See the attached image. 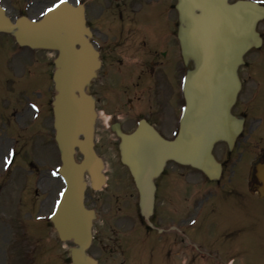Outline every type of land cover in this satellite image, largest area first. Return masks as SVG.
Wrapping results in <instances>:
<instances>
[{"label": "flooded vegetation", "instance_id": "af4514ba", "mask_svg": "<svg viewBox=\"0 0 264 264\" xmlns=\"http://www.w3.org/2000/svg\"><path fill=\"white\" fill-rule=\"evenodd\" d=\"M83 1L87 23L92 31L91 40L100 60L96 77L89 86L97 110L96 148L102 155L109 154L108 158L112 160L107 170L111 176L106 186L110 195L105 198L109 203L104 215H100V220L107 218L110 221L108 214L114 210L115 216L111 215V218H117L114 224L117 230L125 226L133 228L132 232L119 238L115 237L120 234L119 231L108 232L101 242L103 246H107L105 240L118 242L120 247L125 246L132 256L131 264H142L140 256L146 253L147 247L162 256L160 263L151 264H175L176 255L179 254V231L175 226L180 224V219L175 206L171 208L169 199L161 195V189L165 181L168 186H172L175 178L180 176V166L169 161L162 174L156 178V208L152 221L162 237L145 236L135 227L138 189L130 169L121 159L120 133H131L142 121L152 125L163 136H172L179 127L182 53L178 0ZM259 30L261 47L253 48L239 68L242 88L233 112L244 119L246 131L237 143L238 152L252 142L257 150L255 160L264 161V19L260 22ZM0 48L4 49L0 75L15 76L21 66L28 70L31 65L34 71V75L20 83L18 88L12 89L14 81L7 79L10 90L7 99H12L17 119L28 126H53L52 88L42 87L39 82L38 77L45 78V75L33 63L38 61L34 56L36 51L11 45L3 37L0 38ZM30 103L34 104L36 112L27 106ZM1 109L0 116H4L6 110ZM236 175L237 171L230 167L229 160L224 161L223 196L230 192L237 194V198L242 195L236 184H233ZM256 184L258 181L255 176L248 178V189L253 194ZM163 200L165 204L161 205ZM142 219L147 221L145 217ZM167 221H172L173 227L169 228L171 232L165 233ZM114 225L108 223L110 228H114ZM26 240L24 238L16 242L17 264H68L66 249L61 252L60 249L48 253L45 251L36 257V250L43 243H26ZM54 243L58 244V241H51L50 244ZM4 264H10L9 260Z\"/></svg>", "mask_w": 264, "mask_h": 264}, {"label": "water", "instance_id": "95a60500", "mask_svg": "<svg viewBox=\"0 0 264 264\" xmlns=\"http://www.w3.org/2000/svg\"><path fill=\"white\" fill-rule=\"evenodd\" d=\"M178 9L182 53L186 61H194L185 81L186 108L179 135L168 141L146 127L129 138L123 137V160L134 173L146 216L153 210V177L167 159L199 167L211 178L220 175L221 165L212 148L221 139L233 145L242 129V122L231 113L240 89L237 70L244 53L259 40L256 24L264 15V7L249 0H179ZM85 21L84 8L67 1L39 22L23 17L14 24L0 7V30L17 27L20 43L60 51L54 75L58 90L56 140L66 189L52 220L62 239H74L78 244L72 249L73 263L97 264L85 255L92 239L93 210L84 205V173H89L94 188L100 187L103 163L93 141L96 112L94 100L85 90L99 61ZM76 146L83 154L80 163L74 159ZM258 171L264 193V166L259 165Z\"/></svg>", "mask_w": 264, "mask_h": 264}, {"label": "rangeland", "instance_id": "374dc122", "mask_svg": "<svg viewBox=\"0 0 264 264\" xmlns=\"http://www.w3.org/2000/svg\"><path fill=\"white\" fill-rule=\"evenodd\" d=\"M57 1L38 0L34 7L27 8L24 13L19 11L24 7V0H0V4H4L8 8L9 14L14 19L22 14L38 18L40 17L38 12L42 7H48ZM257 1L264 2V0ZM18 4L19 10L15 9ZM3 54L4 49L0 48V67L3 65ZM51 55L53 53H43L39 54L38 58L42 60V58ZM41 70L48 73L50 68L43 67ZM38 78L42 87L49 88L46 78ZM3 95H0V98ZM0 104L5 110L13 106L12 102L8 103L6 100H0ZM3 118H0V145L1 143L5 144L7 150L13 145V140H6V136L16 133V130L11 128L9 120L2 121ZM47 131H51V129H46L42 135L35 138L34 146L32 145L33 138H28L25 134L18 135V145L16 144L15 147L19 152L15 164L9 169L3 167L4 163L0 155V264H4L7 260L10 264H17L15 259L18 253L16 246L19 233L17 223L29 230L33 227L34 236L38 239L42 238L46 231H49V225L46 222L47 214L52 210V205L58 199L64 185L61 178L55 174L61 161L56 146L49 143L50 137L46 134ZM169 132L170 129L168 134ZM251 143L246 144L243 150H245V154L252 151L250 156L252 159L255 158L257 150L254 148V143ZM224 149V145L219 144L216 147V153L221 159L229 160L231 167L232 156ZM104 156L108 162V168H110L112 162L108 158L110 155ZM244 156L235 168L237 175L233 182L242 194L239 198H237V194L231 192L222 196L221 187L216 185L217 183L207 181L202 182L204 190L207 191L210 188L211 190L198 194L199 191L194 187L197 183L192 178L195 177L197 181L200 174L187 167L184 171L190 173L188 175L190 177L178 176L172 186H168L165 181L161 195L169 199L171 208L175 206L181 223L178 230L179 254L176 255L175 264H264V198L251 195L246 191L250 157L247 154ZM77 158L81 160L80 155ZM108 175L111 176L110 171H108ZM87 193L88 204L90 206L97 204L100 215H104L107 203H109L108 199H105L110 195L108 190L96 192L89 189ZM162 204H165L164 200ZM35 213H41L40 216L46 219L43 222V227L36 219L32 218ZM114 214L115 211L108 214L110 221L107 218L104 220L98 218L94 228L95 242L87 251L88 254L98 257L101 264H115L111 260H115L116 263L120 260L119 243L105 240L104 244L107 246H103L101 242V238L106 236V233L117 230L114 225L117 218L115 217V220L111 218V215L115 216ZM184 221L186 222L183 224ZM108 223L114 225L112 226L114 228H110ZM112 235L114 236V234ZM155 236L159 237V235ZM54 244L46 247L41 246L38 253L41 254L45 251L48 253L54 249H60V252L64 251L63 245ZM67 244L70 251L74 243L68 241ZM109 248L112 250L110 251ZM149 248L147 247V252L141 256L142 263H160L162 261L161 254H155L148 250ZM69 264H72L70 256Z\"/></svg>", "mask_w": 264, "mask_h": 264}]
</instances>
